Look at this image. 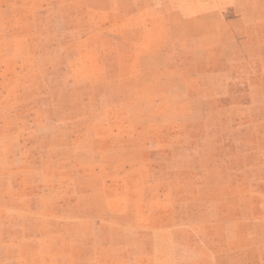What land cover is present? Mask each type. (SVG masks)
Instances as JSON below:
<instances>
[{"label": "rangeland", "instance_id": "rangeland-1", "mask_svg": "<svg viewBox=\"0 0 264 264\" xmlns=\"http://www.w3.org/2000/svg\"><path fill=\"white\" fill-rule=\"evenodd\" d=\"M0 264H264V0H0Z\"/></svg>", "mask_w": 264, "mask_h": 264}]
</instances>
